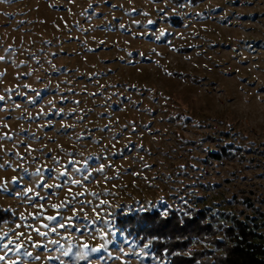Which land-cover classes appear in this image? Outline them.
I'll return each mask as SVG.
<instances>
[{"label": "rangeland", "instance_id": "1", "mask_svg": "<svg viewBox=\"0 0 264 264\" xmlns=\"http://www.w3.org/2000/svg\"><path fill=\"white\" fill-rule=\"evenodd\" d=\"M90 3L95 8V15L88 19L81 12ZM110 4L123 7L111 8ZM133 7L150 15L126 14ZM159 7L164 5L153 4L150 0H132L131 3L129 0H76L75 4H69L67 0H0V42L3 47L12 44L19 49L12 57L14 64L0 63V71L8 68V74L0 84V95L4 94L5 88H14L18 93L13 94L6 105L11 111L0 112V118L10 126L7 129L0 127V133L10 132L15 137L25 129L44 137L43 143L48 145L46 151L56 148L48 140L52 137L68 152L74 150L76 134L84 133L85 140L75 145V150L83 152L85 157L96 154L89 161L93 168L99 167L100 163H111L113 167L106 169L108 176H113L117 170L122 173L118 179L108 182L94 172L96 179L86 182V197L81 199L91 200L94 206L101 200H108L112 205H121L123 212L100 205L97 212L101 208L105 211L100 212L101 218L97 219L96 213L86 207L87 218L80 213V219L73 220L71 230L60 229L59 236L50 234L51 239L60 240L65 247L78 243L99 247L106 239L111 241L107 251L101 249L98 253H90L88 259L80 260L79 264H88V260L91 264H121L118 259L107 258V253L119 256V248L126 252L134 248L139 252L142 245L128 239L115 220L118 214L120 217L136 215L130 210L138 209L141 203L151 202L157 211L167 208L169 215L182 212L186 207L183 200L195 201L194 209L224 211L240 218L255 216V208L264 212V0H199L194 6L177 8L183 17L181 22L165 24L159 21L158 26L149 25V19H159L156 15ZM173 7L176 4L170 2L166 10ZM69 8L71 13L66 11ZM169 16L179 20L170 11ZM134 20L140 23H133ZM109 22L114 27L103 30ZM119 24H124L136 35H129L119 28ZM159 28H165L166 35L156 40ZM0 55L7 54L0 50ZM29 55L39 59L43 68L25 78L23 73L36 68L35 60H29ZM21 60L27 61L28 66L20 65ZM48 61L61 71H54ZM18 72L20 79H16ZM166 72L173 75L168 76ZM37 76L42 82L36 80ZM49 81L51 90L44 95V86ZM24 84L41 90L43 99L36 106L25 103L23 95L33 93L25 89ZM57 84L60 85L58 90ZM93 92L98 95L93 97ZM48 100H54L56 108L63 109L61 115H54L46 107ZM12 101L20 103L21 108L15 109ZM74 101L81 103L77 105ZM41 107L45 108L47 116L32 122L16 119L24 109L35 115ZM84 114L87 120L78 123L76 117ZM9 116L12 119H8ZM177 116L180 121H173L172 118ZM48 120L55 126L51 131L39 127ZM218 120L220 123L216 122ZM130 121L135 122L136 131L129 127L118 136L116 143L117 149H123L125 158L117 155L104 159L111 154L102 151L103 145L114 143L110 137L119 134ZM61 123L76 127L69 129L68 136H60L56 132ZM109 123L112 132L95 131ZM197 123L201 127H196ZM144 125L150 130H145ZM89 130H92L93 140H102L101 145L87 139ZM20 139L31 142L22 133ZM201 139L206 141L202 147ZM32 143L33 147L41 146ZM227 144L242 148L240 153L244 160L225 158L216 161L210 157L211 153L220 151L219 146ZM125 145L128 146L126 149ZM8 146L11 147L10 142ZM251 146L253 151L246 153ZM203 149L212 150L206 152ZM33 155L39 157L40 163L52 166V161L45 162L39 152ZM58 155L60 165L57 167L67 165L71 170L72 166L68 165L71 157L65 152ZM76 159L82 160V157ZM25 166L29 164L26 162ZM36 166L31 164L30 170L34 171ZM125 169L139 175L132 176ZM14 174L0 172V176L9 179ZM45 175L47 177V173ZM73 187L74 191L82 190ZM105 189H110L115 196H109ZM63 196L64 193H59L49 202L59 203ZM5 203L14 202L7 200ZM28 211L36 209L28 208ZM109 211L115 216V234L103 222ZM47 214L55 215V210L49 208ZM63 214L72 215L71 212ZM11 226L12 220L0 223V234ZM76 228L81 231L77 232ZM34 239L41 238L34 235ZM29 250L42 256L47 254L43 250ZM146 251L149 256L124 259L131 260V264H165L149 249ZM51 254L58 255L55 251ZM63 259L68 260L67 257ZM36 264L58 262L38 261Z\"/></svg>", "mask_w": 264, "mask_h": 264}, {"label": "snow or ice", "instance_id": "2", "mask_svg": "<svg viewBox=\"0 0 264 264\" xmlns=\"http://www.w3.org/2000/svg\"><path fill=\"white\" fill-rule=\"evenodd\" d=\"M14 2V0H12ZM69 4H75L76 0H67ZM132 0H129L131 3ZM153 4H163L164 7L156 8V15L158 16V20L149 19L147 23L149 25L158 26L159 21H163L165 24L167 23H177L181 22L183 17H181L180 13L177 11V8L183 9L188 5L194 6L193 0H150ZM170 2H174L176 7L171 8L170 10H166L167 4ZM50 7L52 5H49ZM111 8H122L123 6H117L114 4H110ZM91 10V13L89 12ZM69 13H71V9H66ZM169 11L173 13L179 20H173L169 16ZM137 13L138 15H143L145 17L149 16V12H143L140 9L135 7L131 8L126 14L131 15V13ZM82 16H87L88 19H91L92 15H95V8L90 3L87 8L81 12ZM197 16H201V13H196ZM133 23L139 24V21H133ZM67 27V24H65ZM114 27L111 22L106 24L103 30L107 31ZM120 29H124L129 35L135 36V33H131L124 24H119ZM18 30V29H17ZM156 31V28H154ZM166 35L165 28H159L158 34L155 36L156 40H160L161 37ZM101 44H104V41H100ZM0 50L5 52L7 55H0V63L6 65H12L15 63V60L12 59L13 55L19 50L18 48H14L12 44H8L7 47H3L2 42H0ZM89 51H94L93 49H89ZM155 51V50H153ZM53 56L56 54L53 53ZM129 56L132 54L129 53ZM141 55H143L141 53ZM159 55V54H157ZM29 60H35L36 68L31 71L25 72L22 75L27 78L31 77L33 73L41 68H43V64L39 59H37L33 55H29ZM121 59H123L121 57ZM51 65L52 69L56 72L61 71L56 67V65L51 64V61H48ZM20 65L28 66V62L21 60L19 62ZM19 67V65H17ZM207 68V65L204 66ZM111 71V70H109ZM8 74V68L5 67L2 71H0V84L4 82ZM45 74H47V69H45ZM166 75L172 76L173 73L166 72ZM178 76H182V74H177ZM21 73L16 74V79H20ZM36 80L39 82L41 78L39 76L36 77ZM50 81L49 84H45L44 86V95H47L48 91H50ZM19 87V85H17ZM23 87L25 89H29L33 95L29 96L27 93L23 95V99L26 104L30 106H36L40 100L43 99L41 95V90H37L32 88L30 84H24ZM60 87L59 84L56 85V89L58 90ZM133 87H135L133 85ZM4 94L0 95V112H9L11 109L6 107L8 101L11 100L13 94H17L14 88H5ZM57 93H54V95ZM93 97L97 96L98 93H91ZM64 97L61 95V100ZM158 103V101H156ZM75 104L79 105L81 101H74ZM13 107L15 109L21 108L20 103H16L12 101ZM46 107H49L52 110L54 115H61L63 112L62 108H56L54 100H48ZM75 109H73V112ZM82 112L84 110H81ZM91 111V110H88ZM48 113L45 112V108L41 107L40 111L33 115L31 112H27V109L21 112L20 116L16 117V119H23L29 122L36 121L39 117L47 116ZM103 116V114H102ZM8 119H12L11 116ZM78 123H83L87 120V115H80L76 117ZM220 123V121H216ZM111 123V121H110ZM109 124H105L102 128H97L95 131H99L101 133L112 132V128ZM0 127L9 128V124L0 118ZM40 128H47L51 131L55 126L52 124L51 120H48L45 124H40ZM76 127L75 124H66L61 123L60 129L57 130L56 134L60 136H68L69 129L74 130ZM131 127L133 132L136 131L135 122L130 121L128 125H124L123 129L119 134L114 133L110 140L114 143L111 145H103L102 151L108 152L111 155L104 157V159H111L112 156H117L121 159H124L123 149H117L116 143H118V136L123 135L124 132H127ZM145 130H150L148 125L143 126ZM196 127H201L199 123L196 124ZM209 127L211 125L209 124ZM227 127V126H226ZM92 130H89V134L87 139L92 143L97 145L102 144V140L92 139L91 135ZM21 133L24 137L31 142L26 143L24 139H20ZM211 138V137H209ZM44 137L37 136L34 132H29L25 129H21L20 133H16L15 137L10 134V132L0 133V172L7 173L9 171L15 173L9 179L7 176H0V223H6L8 220H12V225L9 227L8 231L2 232L0 234V264H36L38 261L44 262H52L57 261L58 264H79L80 260H87L90 253H98L101 249L107 251L108 244L111 243L109 240H105V243L100 245L99 247H90L87 243H78V244H69L65 247L64 244L61 243L60 240L51 239L50 234L61 235L60 229H64L65 231L71 230L73 225V220L80 219V213H84L85 218H87V213L84 212L86 207L92 209L94 213H96L97 219H100V212H104L105 208L111 209L113 207L118 208L123 212V207L119 204L112 205L108 200H101L99 205H93L91 200L81 199L82 197H86V182L91 183L96 177L93 173H99L104 180L108 182H113L118 179L122 173L117 170L113 176L106 175V169H111L113 165L111 163L105 164L100 163L99 167L93 168L89 161L93 159L96 154H89L88 156H84L83 152L76 151L75 145L81 144L83 140H85V134L79 133L75 136V145L74 150L68 152L67 149L64 148L62 144H58L55 139L52 137H48V140L51 144L56 145V148L53 150H48L47 144L43 143ZM11 143V147L8 146V143ZM40 144V147H33V143ZM206 141L201 139L200 145L201 147ZM128 146L125 145L126 149ZM135 147V145L133 146ZM142 148L143 146L140 145ZM23 149V151H21ZM112 149H116L112 151ZM208 152L212 149H203ZM57 152V154H53V152ZM40 153V156L44 157L45 162L47 160L52 161V166H48L46 163H40L39 157L33 155L34 153ZM59 152L67 153L71 158L68 160V165H71V170L67 165H60V156ZM82 157V160H77L76 157ZM7 157V159H5ZM30 158V160H29ZM142 159V157H141ZM26 162L29 166H25ZM37 164L34 171L30 170L31 164ZM145 167H150L145 165ZM194 167V166H193ZM128 174L132 176H137L139 173L137 172H129L128 169L124 170ZM47 173V177L46 174ZM52 173H55L53 175ZM79 178H75V177ZM63 178V179H61ZM49 181H52L49 183ZM73 186H78L80 191H74ZM113 187L116 185L113 183ZM109 196H115L110 189H105ZM59 193H64L63 199L60 200L59 203H50V199L53 196H58ZM191 195L195 196V193ZM10 200L14 203H5V201ZM183 204L186 206L182 209L183 216L187 219H176V224L172 227V233L168 237L169 239H174L176 241L175 248L178 249L171 253L174 256H187L189 257V264H202L201 259H196L195 253L188 248V245L193 243H203L204 239L207 235H214L213 229L218 228L221 232H225L228 229V225L225 220L221 219L218 221L217 225H213L209 222L207 216H205L202 212L194 209L192 204L195 201L183 200ZM202 202V201H201ZM47 205V207L45 206ZM76 205H79L77 208ZM100 205H104L105 208H101L100 212H97V208ZM21 208H24V211H20ZM28 208L36 209V211H28ZM55 210V215H48V209ZM130 211H135L139 219L136 220L135 217H129L128 222H135L140 226V231H148L147 226L152 224L154 227L151 231H148L147 242L143 244L142 248L139 252H136L134 248H130L129 251H125L123 248H119V252L121 255L112 256L111 252L107 253V258L109 259H118L121 261V264H131V260H125L124 257L134 256V257H142L149 256V252L146 250L150 248L152 242L154 240L160 239V231L159 228L156 227L157 220L164 221V224L160 227L166 228L168 227V219L169 212L167 208L161 211L156 210L155 204L141 203L138 209H131ZM71 212L72 215L65 216L63 213ZM143 213V215H140ZM213 217L218 215V213H211ZM243 215V213H241ZM115 216L112 212L106 213V218L104 219V223L110 229H112V234H115V225L113 221ZM77 232H80V228L75 229ZM35 237H39L41 239H34ZM102 235H108V233H103ZM238 242H243V238L241 236L236 237ZM220 240L223 242L224 237L221 236ZM52 245L53 248H49L48 246ZM37 249L43 250V252L47 253L46 255H41L39 252L36 254L29 249ZM76 248V251L73 249ZM204 248L206 249L201 253L202 257H207L209 264H211L212 256L216 255V252L219 251V246H217L216 251H212L211 256H209V245L205 244ZM184 249H188L185 251ZM55 251L58 255H52L51 253ZM67 257L66 261L63 259ZM88 264H91V260H88Z\"/></svg>", "mask_w": 264, "mask_h": 264}, {"label": "trees", "instance_id": "3", "mask_svg": "<svg viewBox=\"0 0 264 264\" xmlns=\"http://www.w3.org/2000/svg\"><path fill=\"white\" fill-rule=\"evenodd\" d=\"M194 4L199 0H193ZM173 121L179 122L180 117L172 118ZM189 119L186 120V123ZM220 151L213 152L210 157L216 161L223 159H229L233 161H243L244 156L240 153L242 148H236L232 144L219 146ZM253 147L247 148L246 153L253 151ZM248 201V200H247ZM250 202V200H249ZM251 207L252 204L249 203ZM207 216L209 222L214 226L218 221L223 219L228 225V229L225 232H221L218 228L213 229L214 235H207L203 243H193L188 245V248L195 253L196 259H201L202 264H209L207 257H202L201 253L205 251L204 245H209V256L212 251H216L219 246V251L215 256H212L211 264H264V212L255 208L256 215L246 216L240 218L234 214L226 213L224 211L215 212L218 213L215 217L211 215L213 211L211 209H196ZM118 218L115 220L116 226L125 233L128 239L134 240L143 246L147 242L148 231L153 229V225L147 226L148 231H140V226L133 220L128 222L129 217H135L136 220L139 216L130 215L125 216L118 214ZM143 215V214H142ZM187 219L183 216V212H171L168 219V227H160L164 224V221L157 220L156 227L160 231V239L154 240L149 248L150 252L165 264H189V257L181 255H171L172 252L177 251L175 248L176 241L169 239L168 237L172 233V227L176 224V219ZM224 237V241L220 240V237ZM241 236L243 242H238L236 237ZM195 245H201L200 248ZM187 251L188 249H184ZM194 264V262H193Z\"/></svg>", "mask_w": 264, "mask_h": 264}]
</instances>
